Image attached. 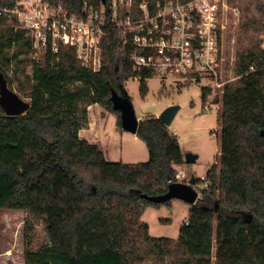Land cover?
<instances>
[{
    "label": "trees",
    "instance_id": "16d2710c",
    "mask_svg": "<svg viewBox=\"0 0 264 264\" xmlns=\"http://www.w3.org/2000/svg\"><path fill=\"white\" fill-rule=\"evenodd\" d=\"M46 1L75 13L85 2H102ZM14 3L0 0V7ZM258 9L264 16V7ZM17 24L0 16V60L10 46L2 42L1 28L10 30L9 44L25 38ZM32 41L26 44L32 47ZM102 46V68L95 72L81 64L74 48L59 45L54 52L50 44L34 67L30 109L0 116V210L27 211L45 223L49 238L26 264H139L147 257L153 264H264V50L256 44L237 57L240 79L225 86L219 113L220 165L210 169L206 188L191 205L173 258L168 239L152 238L141 218L149 205L170 201L153 198L178 182L176 166L186 162L177 136L148 116L136 135L149 159L124 163L108 160L98 144L79 134L92 104L115 113L121 127L110 97L112 89L127 92L124 83L133 76L128 51L115 31ZM145 80L141 91L147 94ZM210 90L203 87L204 98Z\"/></svg>",
    "mask_w": 264,
    "mask_h": 264
},
{
    "label": "rangeland",
    "instance_id": "374dc122",
    "mask_svg": "<svg viewBox=\"0 0 264 264\" xmlns=\"http://www.w3.org/2000/svg\"><path fill=\"white\" fill-rule=\"evenodd\" d=\"M238 4L241 19L237 25L229 19L222 41L223 75L224 79L229 80L237 78L235 66L239 54L248 49L255 50L256 44L264 50V16L258 9V6L264 7V0H239ZM247 25H250L249 30ZM1 32L4 35L2 42L10 46H6L4 50L0 67L8 75V78L5 77L9 87L31 103L34 67L42 61L45 51L35 50L26 44L30 34L9 44V28L5 26L1 28ZM259 55L264 57V52ZM124 85L140 120L148 116L159 117L168 106L179 105L170 129L177 136L183 153L192 152L198 154L199 158L195 162L177 165V179L179 182H186L194 177L195 188L201 197L202 190L206 188L208 172L220 165L221 88L210 85L205 77H201L200 81L182 83L173 78L163 80L159 76H153L145 80L147 94L141 91L142 82L132 76L127 77ZM203 87L211 89L205 98ZM100 108L105 109L103 115L109 114V110L100 104L93 105L88 116L94 124L84 136L90 142L99 144L109 160L124 163L147 161L149 151L146 143L130 132L117 130L113 117L102 120L98 115ZM4 114L0 107V116ZM190 208V203L174 198L167 204L149 205L142 215L141 220L149 225V235L152 238L168 239L174 250L173 258L178 249L180 227L189 220ZM48 242L44 222L34 221L25 210H0V264H26L27 255L39 251ZM152 259L147 257L139 264H153Z\"/></svg>",
    "mask_w": 264,
    "mask_h": 264
},
{
    "label": "built area",
    "instance_id": "2783aa9c",
    "mask_svg": "<svg viewBox=\"0 0 264 264\" xmlns=\"http://www.w3.org/2000/svg\"><path fill=\"white\" fill-rule=\"evenodd\" d=\"M238 2L106 0L100 6L85 2L75 13L62 2L15 0L13 7H0V16L16 20L33 39V49L72 47L81 64L95 72L103 64L102 42L115 31L128 51L132 77L182 83L205 77L223 96L225 86L240 79H224L222 66L223 33L229 19L236 25L241 19ZM255 69L252 64L250 70Z\"/></svg>",
    "mask_w": 264,
    "mask_h": 264
},
{
    "label": "water",
    "instance_id": "95a60500",
    "mask_svg": "<svg viewBox=\"0 0 264 264\" xmlns=\"http://www.w3.org/2000/svg\"><path fill=\"white\" fill-rule=\"evenodd\" d=\"M105 3L106 0H101ZM111 102L113 109L120 112L121 127L123 130L132 134H137L141 120L136 116L134 105L128 93L120 94L112 89ZM0 107L8 116L25 114L31 107L29 101L21 98L9 85L3 71L0 70ZM179 105H171L165 108L158 119L166 126L170 127L178 110ZM264 136V129L261 131ZM186 162H195L199 158L198 154L187 152L184 154ZM195 178L192 177L188 182H173L169 185L167 193L153 198L155 202H164L174 198L184 200L191 205L195 204L200 198L199 191L195 188Z\"/></svg>",
    "mask_w": 264,
    "mask_h": 264
},
{
    "label": "crops",
    "instance_id": "0c3cea01",
    "mask_svg": "<svg viewBox=\"0 0 264 264\" xmlns=\"http://www.w3.org/2000/svg\"><path fill=\"white\" fill-rule=\"evenodd\" d=\"M93 105H95V104H92V105H90L89 106V108H88V111H89V113H90V109H91V107L93 106ZM105 110V109H104ZM104 110H102L101 108L99 109V113H98V115L99 116H101V119L102 120H105L106 118H108V117H113V119H114V121H115V123H116V129L117 130H121L122 129V127L120 128L119 127V125H118V123H117V120H118V116L116 115V114H114V113H112V112H110L109 111V114H107V115H103V111ZM88 120H89V123H88V126H86V127H89V128H86V127H84V128H82L81 130H80V132H79V134H80V136L82 137V138H85V139H87L84 135L85 134H87L88 133V130L89 129H91V125H92V127H93V124H94V121L93 120H91V117L90 116H88ZM87 132V133H86ZM84 133V134H83ZM135 137H137V135L136 134H133ZM88 140V139H87ZM92 143V142H91ZM97 144V143H96ZM99 145V144H98ZM99 147H100V145H99ZM101 148V147H100ZM102 149V148H101ZM103 150V149H102ZM104 153H105V151H104ZM105 156H106V154H105ZM106 158H107V156H106ZM108 159V158H107ZM109 160V159H108ZM120 160V159H119ZM110 161H115V160H110ZM115 162H123V161H115ZM131 163V162H130Z\"/></svg>",
    "mask_w": 264,
    "mask_h": 264
},
{
    "label": "flooded vegetation",
    "instance_id": "af4514ba",
    "mask_svg": "<svg viewBox=\"0 0 264 264\" xmlns=\"http://www.w3.org/2000/svg\"><path fill=\"white\" fill-rule=\"evenodd\" d=\"M186 182H188V181H186Z\"/></svg>",
    "mask_w": 264,
    "mask_h": 264
}]
</instances>
